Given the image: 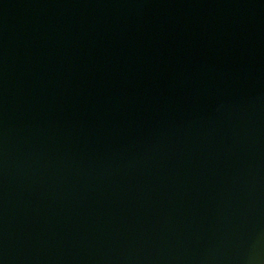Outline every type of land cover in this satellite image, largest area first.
Here are the masks:
<instances>
[{"label":"water","instance_id":"obj_1","mask_svg":"<svg viewBox=\"0 0 264 264\" xmlns=\"http://www.w3.org/2000/svg\"><path fill=\"white\" fill-rule=\"evenodd\" d=\"M0 264H264V0H0Z\"/></svg>","mask_w":264,"mask_h":264}]
</instances>
